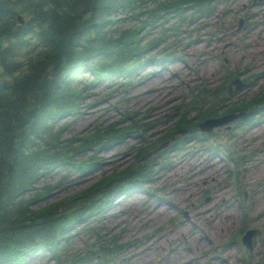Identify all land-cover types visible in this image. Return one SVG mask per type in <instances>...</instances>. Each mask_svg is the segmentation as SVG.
Here are the masks:
<instances>
[{
    "label": "trees",
    "instance_id": "obj_1",
    "mask_svg": "<svg viewBox=\"0 0 264 264\" xmlns=\"http://www.w3.org/2000/svg\"><path fill=\"white\" fill-rule=\"evenodd\" d=\"M218 1L0 0V264H31V256L48 248L62 255L74 238L70 235L79 232L71 231L77 222L100 216L111 196L147 181L159 168L156 164L167 159L150 154L158 140L145 135V127V142L136 157L146 158L144 164L105 173L81 192L41 205L42 198L48 199L63 183L38 185L42 178L58 169L98 164L101 144L123 138L132 127L142 128L137 122L117 126L130 118L125 112L123 119L108 126L63 136L73 122L68 117L79 112L86 91L104 78L117 82L126 77L143 54L145 32L155 25L179 11L182 24L187 17L194 20L196 14L185 11L190 7L209 15ZM174 27H161L152 41L167 39ZM85 73L94 79L82 85ZM214 109L200 107L203 116L217 114ZM186 114L183 109L176 128L194 127V118ZM176 143L187 149L183 139ZM88 150L93 157H83ZM88 234L99 246L110 242L99 226L90 227ZM60 262L75 264L68 255Z\"/></svg>",
    "mask_w": 264,
    "mask_h": 264
},
{
    "label": "rangeland",
    "instance_id": "obj_2",
    "mask_svg": "<svg viewBox=\"0 0 264 264\" xmlns=\"http://www.w3.org/2000/svg\"><path fill=\"white\" fill-rule=\"evenodd\" d=\"M256 1L236 0L230 3L225 0L227 3H218V13L215 16L209 18L203 15L193 24L187 25L183 33L186 37L183 39L185 44L179 38L173 44L174 50L182 57L175 58L169 65L151 60L140 65L135 73L129 74L125 79L113 83L106 79L103 83H97L86 91L80 103L79 113L69 116L68 120L73 119V122L63 130V136H71L75 132L86 133L97 126H107L110 122L120 120L125 111L133 112L135 118L149 114L146 120H166L173 112V104L182 100V94L186 92L185 95L189 96L190 87L202 80L212 86L219 83L224 72L218 63H221L225 56L231 58L230 65L237 64L242 69L247 68V71L260 70L264 66V3L257 4ZM252 13L256 15L251 17ZM246 14L252 24L245 39V46L240 34L246 31L236 30L233 24L237 17L241 18ZM158 50L159 47H156L150 53L154 54ZM184 56L186 58H183ZM187 58H191L190 64L196 67H189L184 62ZM84 76L86 77L82 79V85L89 82V74L85 73ZM122 82L127 84L124 86ZM249 91L241 92L238 96ZM131 122L132 120L125 121L124 125ZM173 124V118L159 124L155 128L159 130L156 138ZM262 128H252L243 138L252 140L259 135ZM219 131L221 134L223 129ZM139 139V136H135L101 148L98 151L101 157L99 165L85 172L70 173L65 180V186L56 189L48 199L41 201V205L81 192L95 183L103 174V170L109 173L126 167L134 160L135 146L140 142ZM263 155L264 152H259L260 162H256L252 170L248 169V179L264 178V162L260 160ZM196 157L197 155L191 157L187 162V170L182 174L180 169L175 168L163 173L159 171L152 180L143 183V189L135 188L131 193L122 191L116 194L110 204H106L102 219L95 222L96 225L103 226V230L108 227L109 233L112 234L121 230L119 243L126 238H136L141 243L136 257L133 258L136 260H132L134 264H242L239 261L242 252L235 243L224 246L225 248L218 246L222 254L225 252L223 257L210 259L214 255L212 244L226 241L241 227L244 210L236 198L232 199L231 184H222V188L214 187L215 181L211 178L221 180L227 174L226 167L224 169L222 163L213 159L204 161ZM59 178L60 174L56 172L45 180L56 184ZM169 183L172 184L173 191L169 195L173 201L162 199L161 203L157 204L153 201L147 202V198L157 199L156 195L152 196L147 189L153 188L157 193L163 194L167 191ZM211 187L214 190L212 194L206 193L207 188ZM246 191L247 198L253 195L251 208L254 219L251 225L261 228L255 250L258 259L262 257L258 242L264 238V188L258 187L257 184L252 187L248 185ZM208 194L211 197L206 200ZM200 198L204 203L197 205L196 202ZM152 204L153 206H150ZM181 209L188 212L189 219L179 220L177 215ZM172 217L175 218L173 221ZM155 228L161 230L149 238L147 232ZM84 232L85 230L81 231V234L75 237L71 253H82L89 246L88 241L93 242L91 238L87 240ZM194 255H199V259L192 260ZM52 262L51 258L40 256L34 258L32 263Z\"/></svg>",
    "mask_w": 264,
    "mask_h": 264
},
{
    "label": "water",
    "instance_id": "obj_3",
    "mask_svg": "<svg viewBox=\"0 0 264 264\" xmlns=\"http://www.w3.org/2000/svg\"><path fill=\"white\" fill-rule=\"evenodd\" d=\"M234 115H232L231 117H233ZM228 118H226V119H229L230 117L229 116H227ZM223 121H225V119H223V118H221V119H217V120H210V122H213V123H215V124H218V123H222Z\"/></svg>",
    "mask_w": 264,
    "mask_h": 264
}]
</instances>
